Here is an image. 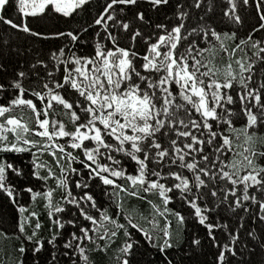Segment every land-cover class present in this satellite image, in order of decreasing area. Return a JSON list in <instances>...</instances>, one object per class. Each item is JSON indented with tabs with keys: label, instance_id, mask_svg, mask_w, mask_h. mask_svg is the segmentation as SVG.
Listing matches in <instances>:
<instances>
[{
	"label": "snow or ice",
	"instance_id": "1",
	"mask_svg": "<svg viewBox=\"0 0 264 264\" xmlns=\"http://www.w3.org/2000/svg\"><path fill=\"white\" fill-rule=\"evenodd\" d=\"M89 3L0 0V24L38 39L68 40L46 58L37 52L33 63L14 68L11 79L0 83V196L16 212L12 229L0 228V243L11 242L10 251L0 248V264H28L29 257L40 264L46 245L57 250L49 252L47 264L65 257L67 264H94L92 255L107 254L121 235L116 264H132L140 243L132 230L162 264H176L170 250L180 241L173 240L172 218L177 236L186 223L169 207L177 194L206 229L215 248L213 264H233L247 249L241 245L240 213L264 224V0H226L222 16L235 26L227 31L207 16L214 8L206 0H176L174 19L167 23H153L140 0H105L79 29L43 33L28 22L57 14L74 18ZM146 3L158 12L170 0ZM249 8L254 22L242 35ZM89 28L95 29L93 50L80 55L73 49ZM7 72V62H0V73ZM21 153L31 157L27 172L8 158ZM125 160L133 162L131 172ZM25 175L43 188L14 183ZM92 185L115 208L100 204ZM25 194L33 206L44 202L50 238L40 235V213L21 202ZM131 198L149 206L143 223L126 208ZM213 204L236 215L238 226L215 219ZM216 230L226 237L221 240ZM246 231L248 243L257 240L255 229ZM259 240L264 249V231ZM193 246H201L198 237L190 240Z\"/></svg>",
	"mask_w": 264,
	"mask_h": 264
},
{
	"label": "trees",
	"instance_id": "2",
	"mask_svg": "<svg viewBox=\"0 0 264 264\" xmlns=\"http://www.w3.org/2000/svg\"><path fill=\"white\" fill-rule=\"evenodd\" d=\"M226 0H206L207 3H212L214 11L208 12L207 16H210L215 22L217 28L227 31L229 28H234L235 26L231 25L226 17L222 16V6L225 4ZM176 0H170L168 6L161 7L157 12L154 9H150L146 3V0H140V4L143 9L146 11V16L151 19L153 23L156 22H169L174 19V5ZM105 4V0H90L89 5L85 11H77L74 13V18L72 17H62L57 14L56 16H43L40 18H30V26L37 31L43 33L55 32V31H68L71 29H79L82 26H86L91 23V20L96 16L98 9L101 5ZM135 9L129 10L126 14L130 18L132 12ZM199 11L200 15H205V12ZM251 8L248 9L247 22L240 27V33L243 35L245 32L250 31L249 23L254 22L253 17L250 15ZM12 18L16 19L17 14L15 12L11 13ZM193 22L196 19V13H192ZM94 28H89L86 33H81V41L73 50L77 51L78 54L84 55L89 54L93 50L94 43ZM145 31H151V29H145ZM257 38H259L257 36ZM5 41L8 43L5 44ZM84 41H87L85 43ZM68 43L67 38H54V39H38L30 36L27 33L19 32L18 30L10 29L8 26L0 24V51L3 52V56L0 57V62H7L8 72L0 73V83H6L11 79L12 70L18 66H24L25 63H33L36 57L37 52L41 53L45 58L48 56L50 51L56 50L60 47L65 46ZM122 44H127L128 40L126 37H122ZM19 51V55H16V52ZM67 51V49H66ZM11 53V54H10ZM259 79V77H258ZM4 102V97L0 96V103ZM57 112L60 111L58 106L56 109ZM28 113H25V118H28ZM63 118V117H62ZM65 122L68 124V127H71V124L68 123L66 118ZM239 126V123L237 124ZM2 155V154H0ZM10 160H14L16 164L23 168L25 172L29 170L31 157L29 154H9L8 157ZM50 159V157H45ZM125 163L128 167V170L131 172L133 170V162L125 160ZM76 167H81L79 164L74 165ZM58 171V170H57ZM14 183L20 186H30L34 185V190H40L43 188L42 182L36 180L34 177L29 175L21 176L18 179L13 178ZM51 187L55 188V182L49 181ZM91 184V182H90ZM79 189H74V193L79 192ZM92 191L98 202L104 207L109 208L110 210L115 208V205L109 201L108 197L101 193V189L92 185ZM62 192L57 190L55 193V199L60 200ZM150 199H155V197H149ZM22 203L28 204L30 207H35V209L40 213V220L42 223V229L40 235L45 239L50 238L51 234V222L47 217V211L44 207V202L39 201L36 205H32L30 197L25 194L21 200ZM169 207L180 211L184 215L186 223L183 226H180V235H176L177 222L175 218L173 220V240L174 242L178 239L180 241V247L174 250H170L172 256L175 257L176 264H213V253L215 248L209 243V238L206 235V229L199 225L196 219L193 217L192 213L194 212L186 203L181 202L179 195L177 194L176 198L172 200L169 204ZM213 207V217L215 219L221 220L222 222L230 223L233 228L238 226V217L234 215L231 211L224 209H217L215 205ZM126 208L133 212L137 222L143 223L141 220V214L147 215L150 211L149 206L146 201H140L135 198L128 199L126 201ZM244 216L245 227L240 229L241 231V245L247 244V249H244L243 255H238L235 257V261H247L249 264H261L264 262V249H261L259 240V235L264 231V224L260 223L258 219H253L249 216L248 213H240ZM67 215V214H66ZM16 212L14 207L7 201L6 198L0 196V228L5 230L12 229V222ZM121 222H124L121 218ZM163 221H161V226ZM147 227V225H144ZM255 229L257 233V240L248 243L249 237L247 236L246 230ZM70 227L63 230L65 232V237L67 233L71 231ZM133 231L132 239L134 241H139V247L136 249L135 254L132 259V264H162L161 257L158 255L156 250L148 245L142 235L135 230ZM217 236L223 240L227 233L216 230ZM198 237L201 240V246L192 248L189 247V242L191 239ZM124 240L123 235H121L112 245H110V251L105 254L103 252H96L92 255V260L94 264H116L117 257L119 255L118 248L122 241ZM63 240L59 241L58 247L62 248ZM0 248H8L11 250V242L0 243ZM46 251H43L41 255L40 264H47L50 260V251H57L51 246L46 245ZM254 250V254L250 255L249 253ZM0 255H3L0 252ZM57 255L61 253L57 252ZM28 264H31V257H29ZM59 264H67V258L65 257L63 261H60Z\"/></svg>",
	"mask_w": 264,
	"mask_h": 264
}]
</instances>
